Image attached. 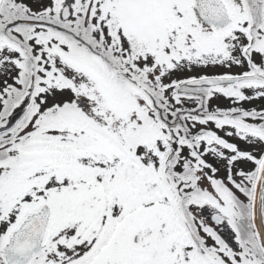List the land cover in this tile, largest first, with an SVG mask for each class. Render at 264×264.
Segmentation results:
<instances>
[{
  "label": "snow or ice",
  "instance_id": "obj_1",
  "mask_svg": "<svg viewBox=\"0 0 264 264\" xmlns=\"http://www.w3.org/2000/svg\"><path fill=\"white\" fill-rule=\"evenodd\" d=\"M264 0H0V264H264Z\"/></svg>",
  "mask_w": 264,
  "mask_h": 264
},
{
  "label": "rangeland",
  "instance_id": "obj_2",
  "mask_svg": "<svg viewBox=\"0 0 264 264\" xmlns=\"http://www.w3.org/2000/svg\"><path fill=\"white\" fill-rule=\"evenodd\" d=\"M261 104H264V101L257 100L254 102L253 106L259 107Z\"/></svg>",
  "mask_w": 264,
  "mask_h": 264
}]
</instances>
